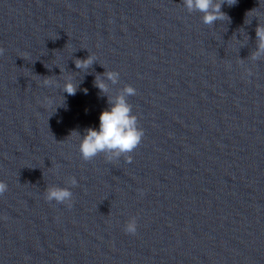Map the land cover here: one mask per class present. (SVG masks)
I'll use <instances>...</instances> for the list:
<instances>
[{"label": "clouds", "instance_id": "9594fccd", "mask_svg": "<svg viewBox=\"0 0 264 264\" xmlns=\"http://www.w3.org/2000/svg\"><path fill=\"white\" fill-rule=\"evenodd\" d=\"M225 3L233 6L237 3V0H182V5L187 12L201 13L202 22L210 27L218 21L229 19L221 10L222 5ZM255 36L256 48L250 54L253 61L264 58V23H258L255 28ZM4 52L5 49L0 47V56ZM94 62H96V58L92 55H89L86 59H76L74 61L75 67L84 73ZM249 75H251L250 72ZM108 82L111 85H116L119 82V73L106 70L103 76H96L94 84L103 95L107 96L110 107L101 112L98 129L88 128L82 137L76 132L80 137L79 152L84 161H91L98 155L104 154L108 162L123 156L125 162L131 163L133 157L130 153L140 146L145 134L143 128L139 125L138 117L133 114V106L127 99L129 96L136 95V89L131 85H125L115 95H112V89ZM53 83L50 79L43 81L46 87L53 86ZM77 89L78 84L68 78L65 80L62 92L74 96ZM67 183L76 186L78 181L75 177H69ZM6 191L7 184L0 181V196H3ZM44 199L47 202L55 201L57 204H64L68 208L73 206V193L69 187L49 186L45 189ZM124 230L128 234L136 233L137 223L135 217L125 224Z\"/></svg>", "mask_w": 264, "mask_h": 264}]
</instances>
